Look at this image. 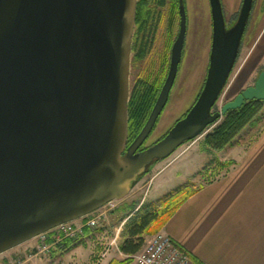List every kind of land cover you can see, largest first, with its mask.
I'll return each instance as SVG.
<instances>
[{"label": "water", "instance_id": "95a60500", "mask_svg": "<svg viewBox=\"0 0 264 264\" xmlns=\"http://www.w3.org/2000/svg\"><path fill=\"white\" fill-rule=\"evenodd\" d=\"M139 0H0V254L125 198L157 161L217 124L255 84L215 110L237 63L254 0L227 27L210 0L213 36L204 85L187 113L146 146L175 85L188 19L145 125L129 143L131 65Z\"/></svg>", "mask_w": 264, "mask_h": 264}, {"label": "rangeland", "instance_id": "374dc122", "mask_svg": "<svg viewBox=\"0 0 264 264\" xmlns=\"http://www.w3.org/2000/svg\"><path fill=\"white\" fill-rule=\"evenodd\" d=\"M186 7L188 27L178 76L171 91L169 102L159 118L160 123L158 122L147 139V145H152L162 139L177 120L187 113L197 99L206 78L213 36L210 0H186ZM237 16L238 13L226 19L227 27H231L236 22ZM138 21L140 22V20ZM139 22L136 25L133 46H135L134 43L136 44L140 28ZM179 24L178 0H170L167 6L162 9L155 40L149 53L143 58H138L136 51L133 50L131 87L139 77L151 74L161 83L162 88L168 75L171 48L177 38L180 29ZM242 64L243 62L239 57L215 110H219L228 100L230 89L239 78H237L236 71H239ZM262 70H264V59L256 65L252 77L246 82H241L243 89L249 85H254ZM259 117V126L248 127V133H245V141L252 140L254 136L263 131L264 109ZM215 125L208 127L202 135L195 139L185 142L168 158L154 163L125 198L114 200V207L109 211V219L91 229L90 235L78 237L70 249L62 248L57 252L39 254L27 264H107L108 259L112 258L108 263L111 264L113 260L119 261L127 258L126 255L120 253L119 245L124 239L126 216L132 208L119 211L121 206L138 207L146 196L148 197L146 202L160 200L174 188L187 182L189 178L194 181L193 188L199 187L215 178L216 174L220 175L221 170L215 160H233L231 147L233 144L213 153L207 152L204 137ZM152 177L154 178L152 179ZM151 235L153 234L147 235L146 239ZM59 251L61 252L59 253ZM105 253L107 254L104 255ZM19 256L21 257L13 256L12 260L6 264H10L15 258H26L21 254ZM133 262L134 259L132 258L129 264H133Z\"/></svg>", "mask_w": 264, "mask_h": 264}, {"label": "crops", "instance_id": "0c3cea01", "mask_svg": "<svg viewBox=\"0 0 264 264\" xmlns=\"http://www.w3.org/2000/svg\"><path fill=\"white\" fill-rule=\"evenodd\" d=\"M242 3L243 0H222L226 19L239 14ZM239 57L243 62L236 71L239 78L226 102L244 90L241 82L249 80L264 59V0H254ZM247 129L231 146L234 164L190 196L160 229L198 264H264V129L245 141ZM85 221L83 217L72 223L80 226ZM58 233V228H54L47 234L53 252L60 250ZM37 242L35 237L0 254V264L9 263L13 256L21 257L19 254L27 257Z\"/></svg>", "mask_w": 264, "mask_h": 264}, {"label": "trees", "instance_id": "16d2710c", "mask_svg": "<svg viewBox=\"0 0 264 264\" xmlns=\"http://www.w3.org/2000/svg\"><path fill=\"white\" fill-rule=\"evenodd\" d=\"M170 0H139L137 7V17L140 20V28L133 50L138 58L145 57L155 40L160 22L161 12ZM136 36V35H135ZM161 89V83L156 77L148 74L141 76L133 83L129 101V143H131L145 125L149 115L156 103ZM264 109V100H246L240 107L230 109L221 120L205 135L204 144L208 153L221 150L233 144L235 139L246 127L255 128L260 123V113ZM221 170V175L228 170L234 160H215ZM156 163V162H155ZM208 182L216 179L218 176ZM194 181L189 178L187 182L177 186L164 198L144 202L139 208L124 205L119 211L132 208L126 216L124 223V239L119 245L120 251L127 255V258L119 261H112L111 264H129L131 256L141 250L146 241V236L155 234L163 227L166 221L176 212V210L193 194H195L204 184L194 187ZM83 235L91 234V228L85 226ZM76 239L65 238L60 243V249H70ZM198 264L197 260H193Z\"/></svg>", "mask_w": 264, "mask_h": 264}, {"label": "built area", "instance_id": "2783aa9c", "mask_svg": "<svg viewBox=\"0 0 264 264\" xmlns=\"http://www.w3.org/2000/svg\"><path fill=\"white\" fill-rule=\"evenodd\" d=\"M113 203L114 200L85 216L86 221L80 226L73 225L71 221L55 227L59 232L57 242L61 243L65 238L77 239L83 236L85 226L94 229L101 222H106L109 219V211L114 207ZM48 232L37 236L38 242L35 250L25 259L16 258L10 264H27L39 254L51 253L52 245L47 242ZM131 257L134 259L133 264H194L191 254L162 231L149 236L141 250Z\"/></svg>", "mask_w": 264, "mask_h": 264}, {"label": "flooded vegetation", "instance_id": "af4514ba", "mask_svg": "<svg viewBox=\"0 0 264 264\" xmlns=\"http://www.w3.org/2000/svg\"><path fill=\"white\" fill-rule=\"evenodd\" d=\"M184 2H185V6H186V0H184ZM178 11H179V0H178ZM186 11H187V7H186ZM179 16H180V13H179ZM181 19V18H180ZM139 19H138V17H137V21H136V25H137V22H139L138 21ZM140 23V22H139ZM180 25V24H179ZM180 30V29H179ZM139 31V30H138ZM179 33V32H178ZM135 34H136V29H135ZM146 146H149V145H147V144H145V145H143L139 150H143V149H145L146 148Z\"/></svg>", "mask_w": 264, "mask_h": 264}]
</instances>
